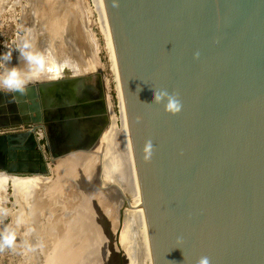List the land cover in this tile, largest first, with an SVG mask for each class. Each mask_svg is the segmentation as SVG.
I'll list each match as a JSON object with an SVG mask.
<instances>
[{"label": "water", "instance_id": "obj_1", "mask_svg": "<svg viewBox=\"0 0 264 264\" xmlns=\"http://www.w3.org/2000/svg\"><path fill=\"white\" fill-rule=\"evenodd\" d=\"M67 1L69 18L77 19L79 7L88 29L81 0ZM58 2L57 10L64 7ZM103 3L152 264L205 257L209 264H264V0ZM41 5L36 1L33 16H49L51 7L43 12ZM43 53L54 63L32 76L23 94L0 90V173L46 177L65 162L68 173L56 180L64 217L75 228L87 206L96 227L107 230L90 235L78 264H124L122 211L113 236L99 203L117 189L102 187L96 153L110 124L102 71ZM161 90L179 101L177 114L151 104L152 91ZM90 156L97 162L88 168Z\"/></svg>", "mask_w": 264, "mask_h": 264}, {"label": "rangeland", "instance_id": "obj_2", "mask_svg": "<svg viewBox=\"0 0 264 264\" xmlns=\"http://www.w3.org/2000/svg\"><path fill=\"white\" fill-rule=\"evenodd\" d=\"M35 1L38 0H0V53L11 52L12 56L10 63H0V69L7 71L12 66H15L22 73L27 72L25 60L18 55V50L25 41L31 45V51L43 53V50L50 49L58 62L63 59L73 61V63L78 64L77 67L80 70L85 68L94 72L97 65L104 77L106 102L111 115L110 120L114 118L116 130L120 128L119 131H122V125L118 119V93L114 63L112 62L113 58L108 46L106 32L103 29L104 27L101 26L104 25L103 19L100 21L103 15L100 11L101 9L97 7L96 0H81L88 29L83 28L79 7L78 9L76 7L78 12L77 19L69 18L68 14L73 12V9L67 0H59L58 4L64 7H61L63 9L58 8V10L56 6L53 8L54 0H41L43 12V6L47 10L51 7L47 17L42 13L32 15L36 4ZM74 2L76 4V1ZM26 9L28 13H25ZM55 16L57 20L60 19L62 21L64 19L65 24L63 26L57 24L54 20ZM53 29L57 32L56 34H54ZM79 66H83V68ZM107 131L108 129L96 150V153L102 154V178H108L112 173L110 164H106L105 156L107 152H112L113 154V151L109 149L110 146L107 149L106 145L103 147L104 142L108 139ZM90 158L93 157L90 156L86 160L88 168L89 165H94L93 162H97L95 158L94 161L90 160ZM58 164L64 165L65 162L60 161ZM59 167V165L51 167V173L44 177L46 181L39 185L35 197L36 200L40 199L42 208L40 206L38 217L32 219L31 223L24 224L21 221V218L25 219L24 213H22L23 210L21 211L18 207L19 205L14 203L15 200L12 197L11 189H7L6 195L3 197L4 202L0 203V233H3L5 229L13 231L15 233V241L11 248H0V264H78L81 252L86 254L89 247L93 244L94 240L91 239L90 235L94 233L101 237L107 233L104 227H96L92 218L93 214L87 209V206L79 214L80 219L76 224V229L72 227L70 222H65L67 218H62L60 208L63 206L64 192L62 187H58L56 180L64 169ZM65 173L68 172L66 171ZM104 186L102 183V187ZM117 189H115L114 193L121 198V191ZM59 200L62 202L61 204ZM108 200L103 196V200L101 199L99 203L105 212L111 235L115 236L116 229H119L120 225L118 224V217L115 218L110 215L113 212ZM64 207L66 208V205ZM19 210L22 213L21 215L18 213ZM119 210L121 209L119 208L117 212ZM113 217L114 219H112ZM86 218L90 220V222L87 221L88 226H84V223H87ZM122 227L120 226V230L123 229ZM28 229L29 232L27 231ZM83 231L84 234L86 232L88 235L77 238V235ZM133 232H135V229L133 231L131 226L128 225L126 232L123 233L122 230L119 232V246L124 250L122 255L124 264H139V256L136 254L137 252L135 253V244L138 242L137 239H133ZM146 263L149 264L148 262Z\"/></svg>", "mask_w": 264, "mask_h": 264}, {"label": "bare ground", "instance_id": "obj_3", "mask_svg": "<svg viewBox=\"0 0 264 264\" xmlns=\"http://www.w3.org/2000/svg\"><path fill=\"white\" fill-rule=\"evenodd\" d=\"M96 2H97V7L101 9L100 11L102 12V15H103L100 21H102L103 19L104 25H101V26L104 27L102 28L106 32L107 39H108V46L111 51V56L113 58L112 62L114 63V70H115V75H116L115 77L116 78V88H117V93H118L117 95L118 97L117 107H118V116H119L118 119L122 125V131H119L120 129L119 127H118L119 129L116 130V127L114 124L115 122L113 118L110 120L109 127L107 128L108 129L107 131L108 139L106 142H104L105 144L103 145V147H105L106 145V149H107V147L110 146L109 149L113 151V154L112 152L111 153L107 152L105 156L106 164L107 163L110 164L112 173L110 174V176L108 175L109 176L108 178H103V181H102L104 185L110 184L118 188L121 191L120 193L121 198H119L114 193L115 190H112L113 192H110L109 195H112L111 198H109L107 194H104V196L107 199H109L108 201L110 202V207L113 213L112 214H110V212L108 213L111 216L113 215L115 218L118 217V213L120 212V210L119 212L117 211L119 208L121 209L122 219H123L121 223V227L123 225L122 227L123 229H121L122 232L123 233L126 232L127 225L131 226L133 231L135 229V232H133L132 235H134L133 239L134 238L135 240L137 239V242H138L137 244H135V253L137 252L136 254H138L139 256L138 263L147 264L146 262H148L149 264H152L150 250H149L148 241H147L146 230H145L144 212H143V208L141 207V193H140L137 175L135 171L131 142H130V137L128 133L126 113H125L124 103H123L122 96H121L120 84H119L118 73H117V68H116V60L114 57V50H113L111 37L109 33V26H108L106 11H105L103 0H96ZM25 13H28L27 9L25 10ZM102 161L103 160L101 158V160H99V163L101 164ZM57 165L60 166L59 168L64 169L62 168L64 165L58 164V163ZM101 173H102V169H101ZM44 181H46L44 177H35V176L34 177H15V176H10V175L0 173V197H1L0 203L3 200V197L6 195L7 189L10 188L12 191L11 192L12 197L15 200L14 203L19 205L18 207L21 211L23 210L22 213H24L25 219L21 218V221L24 224H27L28 222L31 223V220L34 218H37L39 214V210L41 206L40 199L36 200L35 196H36V192H37L39 185L43 183ZM124 200H128L130 205L126 206L125 205L126 203H124L125 202ZM62 204L63 206L62 208H60V211L62 212L61 213L62 218H64L65 212L68 211V208L67 206L66 208L64 207L65 206L64 203ZM20 210L18 211V213L21 215L22 213ZM114 217L112 219H114ZM19 222H20V219H19ZM65 222H71V219H69L68 217V219H65ZM84 226H88V224L84 223ZM27 231L29 232V229Z\"/></svg>", "mask_w": 264, "mask_h": 264}, {"label": "clouds", "instance_id": "obj_4", "mask_svg": "<svg viewBox=\"0 0 264 264\" xmlns=\"http://www.w3.org/2000/svg\"><path fill=\"white\" fill-rule=\"evenodd\" d=\"M112 7L119 6V0H111ZM18 55L22 56L27 64V72L19 71L15 66H12L7 71L0 72V90H6L10 93L23 94L26 89L28 80L34 75H40L45 73L50 65L54 63L51 57L46 53L31 51V45L25 41L20 49ZM11 52L0 53V63L8 64L11 62ZM152 105H163V111L169 115H175L180 111L179 101L174 95L167 93L166 91H152ZM142 158L145 162H148L152 153V144L150 141H146L141 149ZM15 241V233L8 229H5L3 233H0V248H11ZM196 264H209L208 259L201 258Z\"/></svg>", "mask_w": 264, "mask_h": 264}, {"label": "flooded vegetation", "instance_id": "obj_5", "mask_svg": "<svg viewBox=\"0 0 264 264\" xmlns=\"http://www.w3.org/2000/svg\"><path fill=\"white\" fill-rule=\"evenodd\" d=\"M40 144H42V146H44V144H43V142L41 143L40 142ZM43 149H44V147H42ZM42 149V155L46 158L47 157V155H46V151L45 150H43ZM103 150V149H102ZM109 198H110V196H108ZM2 202H4V200H2Z\"/></svg>", "mask_w": 264, "mask_h": 264}]
</instances>
